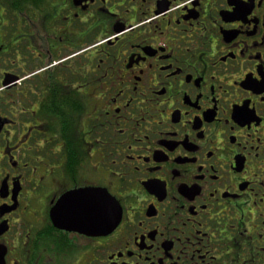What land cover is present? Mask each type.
I'll list each match as a JSON object with an SVG mask.
<instances>
[{"label":"flooded vegetation","instance_id":"af4514ba","mask_svg":"<svg viewBox=\"0 0 264 264\" xmlns=\"http://www.w3.org/2000/svg\"><path fill=\"white\" fill-rule=\"evenodd\" d=\"M0 264H264V0H0Z\"/></svg>","mask_w":264,"mask_h":264},{"label":"snow or ice","instance_id":"6c2138e0","mask_svg":"<svg viewBox=\"0 0 264 264\" xmlns=\"http://www.w3.org/2000/svg\"><path fill=\"white\" fill-rule=\"evenodd\" d=\"M241 120L250 118V114L241 111ZM58 211L68 215H87L97 223H105L112 219L119 220L122 208L107 191L90 190L86 192H68L60 202Z\"/></svg>","mask_w":264,"mask_h":264}]
</instances>
